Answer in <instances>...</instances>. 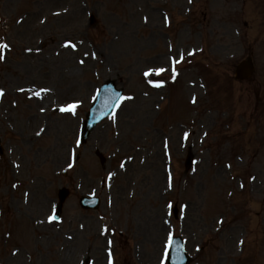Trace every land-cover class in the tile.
Returning a JSON list of instances; mask_svg holds the SVG:
<instances>
[{"label": "rangeland", "instance_id": "obj_1", "mask_svg": "<svg viewBox=\"0 0 264 264\" xmlns=\"http://www.w3.org/2000/svg\"><path fill=\"white\" fill-rule=\"evenodd\" d=\"M0 43V264H161L169 232L192 264H264V0H0ZM106 80L132 99L80 146Z\"/></svg>", "mask_w": 264, "mask_h": 264}, {"label": "snow or ice", "instance_id": "obj_2", "mask_svg": "<svg viewBox=\"0 0 264 264\" xmlns=\"http://www.w3.org/2000/svg\"><path fill=\"white\" fill-rule=\"evenodd\" d=\"M167 20V18H165ZM65 47H71L73 49H75L76 45L73 44L71 41H68L65 43L64 45ZM8 48V45L7 44H2L0 43V60L4 59V55H3V50L4 49H7ZM192 53H189V55H191ZM85 55H88L87 53H85ZM95 54L93 53V56ZM172 59V72H173V79L175 78V75H176V68H175V65L180 63L183 59H184V54L181 52L180 53V59L177 60L175 59L174 57L171 58ZM81 64L84 63V61H80ZM168 71V69L164 68V67H159V68H148L146 71H144L143 75L144 77L147 79L148 77L150 76H160L162 73ZM149 84H152L153 86H156V87H160L163 83V81H159V82H154L153 80L151 79H148L147 81ZM49 91V89H41L40 91H37L34 93L35 96L39 97L41 92H47ZM3 95V90L0 89V96ZM97 97H93V99H96ZM116 99H117V104H116V107H119V102L124 100V99H132V97H121L119 94H116ZM80 102H74L72 104H69V105H66V106H63L60 108V111H68V112H72V114L74 115L75 114V108L78 106ZM41 111H43V109H41ZM115 117L113 116V119ZM187 133H185V137H187ZM73 165L70 163L69 164V167H72ZM121 167H123V165H121ZM112 174L110 173L109 176H111ZM169 186H171L169 184ZM168 207H171V204L168 205ZM55 219V216H49L48 217V220L51 222L52 220ZM174 243V239H173V235L171 232L168 233V237L164 243V250H163V258L161 260V264H166V260L168 259V256H169V250L171 249L172 245ZM241 243H243L241 241ZM109 264H111V259L109 260Z\"/></svg>", "mask_w": 264, "mask_h": 264}, {"label": "water", "instance_id": "obj_3", "mask_svg": "<svg viewBox=\"0 0 264 264\" xmlns=\"http://www.w3.org/2000/svg\"><path fill=\"white\" fill-rule=\"evenodd\" d=\"M246 67H251V63H245L244 64ZM242 70L244 69L243 67L241 68ZM245 70V69H244ZM112 85H105L101 91L98 94L97 100L92 108L90 110V114L88 116V120L85 126V136H87L88 131L91 130V127L93 124H95L98 120L104 118L107 116L114 108L115 103L117 102L116 99V94L114 91H112ZM173 262H172V257L170 258L171 264H176L175 256L176 258L183 264H188V259L185 260L184 254L181 250V244L178 242V240H175L173 243Z\"/></svg>", "mask_w": 264, "mask_h": 264}]
</instances>
